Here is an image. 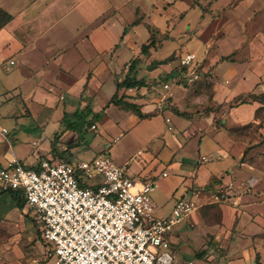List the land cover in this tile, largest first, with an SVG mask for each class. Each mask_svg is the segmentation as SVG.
Instances as JSON below:
<instances>
[{
    "label": "crops",
    "instance_id": "1",
    "mask_svg": "<svg viewBox=\"0 0 264 264\" xmlns=\"http://www.w3.org/2000/svg\"><path fill=\"white\" fill-rule=\"evenodd\" d=\"M255 4L254 0H0V7L14 17L0 31V107L6 103L0 111V123L14 118L16 112L12 105L19 102L27 116L32 117L33 110L38 112L40 123L35 122L42 128L39 150L30 153L17 143L28 134L21 129L10 132L2 127L0 167L19 161L35 170L43 160L56 162L67 155L73 156L83 147V144L76 145L78 133L74 128L87 125L96 115L100 116L98 121L111 119L118 126L129 123L130 128L136 127L137 134L143 138L147 136L141 130L144 123L160 112H166V123L170 125L172 120L168 113H174L188 123L182 131L185 143L167 160L176 168L177 179L176 184L172 181L175 185L172 184L167 192L173 200L170 211L163 212L165 202L162 206L157 205L160 214L168 215L182 198L195 201L199 208L222 202L238 205L234 211L221 204V222L207 231L218 239L232 228L233 223L239 236L237 240L245 239L243 243L247 245L230 249L229 253L239 254L240 258L236 259L215 261L213 257L207 260L181 257L173 249L175 241H171V234L179 241L183 237L186 239L187 223L198 212L196 210L170 234L173 252L178 259L193 260L196 264H257L259 261L254 260L253 253L264 255V155L255 158L254 162L251 160L252 152L248 148L255 144L249 145L244 127L257 126L258 137L261 141L264 139V123L259 117L264 111V57L260 58L263 67H260V75L254 76V81L249 78L254 74L252 64L244 62L241 67L236 62V57L241 56L237 49L248 39L246 30H249V16L255 11ZM240 7L245 11L240 12ZM191 12L197 15V23L185 30L182 38L186 44L205 37L204 53L199 61L197 59L199 66L208 58L209 71L229 67L234 68V72L229 77L219 72H215L217 77H207L209 90H202L204 84L201 82L199 88L194 86L185 90L186 94L177 90L169 95V79L187 88L196 81L187 83L185 79L191 75V70L183 71L180 65L182 47L163 59L155 58V54L164 47L165 41L176 40L172 30L177 25L172 19L180 22L190 17ZM156 13L160 20L153 19ZM168 13L175 18H168ZM216 15L220 17L215 18ZM163 30L166 32L162 33ZM156 33L159 35L157 42ZM151 38L156 47L144 55L142 46L149 44ZM229 54H234V61L230 66H224L222 62H229ZM173 55L174 61L157 64ZM134 61L137 65L131 69ZM204 75L208 76L210 72H204ZM126 77L145 83L144 87H135L133 93L119 92V97L129 95L130 102L141 108L146 116L143 119L125 113L113 104L109 106L118 82ZM180 78L185 79L184 84L180 85ZM109 80L114 90L108 92L110 97L106 101H102L99 96ZM166 83L170 86L167 90L164 89ZM76 118L77 122H71ZM65 121L71 122L74 132L66 131L61 135L60 127ZM21 123L16 121L18 127ZM48 127L51 131L46 135ZM168 129L174 131L172 127ZM52 135L56 137L50 139ZM177 137L174 134L170 138L171 144H175L173 139ZM194 138L198 139V146H202L204 153L199 150L198 157L177 155ZM32 145L38 146L35 142ZM258 149L263 152L264 144ZM141 162V170L134 175L145 180L156 178L152 171L160 162L154 158L148 164ZM124 165L128 167V163ZM162 177L166 178L168 174L163 172ZM253 180L254 186L249 187L248 183ZM215 196L223 199L215 201ZM26 209L21 211L8 191L0 195V221L20 223ZM186 250L182 247V253Z\"/></svg>",
    "mask_w": 264,
    "mask_h": 264
},
{
    "label": "rangeland",
    "instance_id": "2",
    "mask_svg": "<svg viewBox=\"0 0 264 264\" xmlns=\"http://www.w3.org/2000/svg\"><path fill=\"white\" fill-rule=\"evenodd\" d=\"M254 1L256 3V9L254 13L250 14L249 16V21H251V23L249 30H246L248 39L245 45L242 44V46L237 49L238 51H241V56L236 57L238 58L236 62L240 64L241 67L243 66L244 62H250L252 64L253 67L251 70L254 74L252 75V77H249L251 78V81H254V76L257 77L260 75V67H263L260 58L264 57V0ZM244 9V7H240L239 11L243 12L245 11ZM171 13H168L169 15L166 14V16L171 19L175 18V16H173ZM189 16L190 17H186L180 22L179 20L175 21V19H172V23H175V25H177L175 26L176 29L172 30V35L176 37V40L172 42L165 41L164 47L155 54V58L163 59L169 56L172 53L171 51L179 49L181 47L183 49V52L181 53L183 54L193 53L197 56V59L203 55V45L205 42V37H203L202 39L190 40L186 44L183 41L182 33L190 27H195L198 20L197 15L194 12H191ZM155 17L158 18V20L161 19V17L157 13L153 17V19ZM216 17L220 16L216 15L215 18ZM163 32H166V30H163L162 33ZM158 38L159 35L157 34L156 42ZM250 41L252 45L249 46ZM213 48L214 46L212 47V49ZM233 55L234 54H229V62H227V64H225V62H222L224 63V66H230V62L234 61L232 59ZM209 63L210 62L208 58L207 60L202 62L201 68L205 71L200 72V79L196 80L193 85L191 84L189 88L181 85L185 81V79L180 78L179 83L181 86L174 83L172 78L169 79L168 82L171 85V90L168 92L169 95H173L177 90H181L186 94L187 92L185 90H190L194 86L197 89L199 88L201 82H203L201 84H204L201 85L203 87L202 90H209L206 86L207 83L210 82L209 79L207 80V77H214L218 72L222 76L225 75L229 77L230 75H232V72H234V68L229 67H224L225 69H223L222 71L217 69L216 71L215 69H210L209 71ZM204 72L205 74L206 72H210V75H204ZM241 81L243 80L241 79ZM112 85L113 84L111 80H109L107 82V87L104 89L105 91L102 92L99 96L100 100L106 101L107 98L110 97L108 92L114 90ZM5 104H3V107H0V111L5 108ZM12 106L16 112V115L10 121L4 119L0 123V130L2 127H5L10 132L14 131L15 129H21L28 135H25L23 140H19L17 141V143L26 152H37L39 150L38 147L42 142L39 135V132L40 134L42 132V128L38 127V124L35 122L37 121L38 123H40V121L37 119L38 112L33 110L32 117H29L25 114L23 110L24 106L22 103L14 102ZM168 115L172 120V123L170 125L166 123V112H160L158 116H154V118L151 119L150 122L144 123L141 130L143 134H146L147 136L143 138H140V136L137 134L136 127L130 128L129 123H123L118 126L117 124L115 125V123L112 122L111 119L102 122V120L98 121L95 118L91 117V121L89 123L87 122V125L84 126V124H82L83 126L81 125L79 129L74 128V131H77L78 133L76 145L81 146V144H83L81 151L75 153L70 157H68L67 155L65 158L69 159L71 162L80 160L90 161L101 153L107 154L115 164H117L124 170L126 176L131 180L139 183L152 182L156 184L157 188L153 193V199L158 206H162L166 202L165 206L163 207V212L167 213L170 211L173 203V200L169 198L170 195H168L167 192L169 190V187H172V181H174L175 183V179H177L176 168L174 167V165L168 163L167 160L171 156V153L175 152L176 154V151L179 148H182V145L185 143L182 131L183 126L187 125L188 123L187 120L179 118L174 113H168ZM259 117L260 120L264 123V111L259 113ZM18 120H20V123L22 122L19 127L16 125V121ZM71 122H77V118ZM71 122L65 121L63 123V126L60 127L61 132L59 134L66 131L74 132L72 125L70 124ZM50 125L52 126L51 122ZM93 125L97 126V128L93 129ZM169 127H172L174 131H169ZM45 131L47 135L48 133H50L51 127L46 128ZM59 131L60 130L58 129V132ZM258 133L259 128L257 126L252 125L246 129V136L248 137V142L250 143L249 145H256V142H261V139L258 137ZM174 134H176L178 137L176 139H173L175 144H171L170 138H173ZM52 137L50 139H54L56 135L55 137L54 135H52ZM67 138L68 137L65 135L64 139L66 140ZM33 142L37 143L38 146H33ZM198 144L199 141L197 138L192 139L188 142V145L184 146V150L178 152L177 155L181 156L182 154H185L186 157H193L197 155L198 157L200 155L198 154L199 150L200 153H204V151L202 152V146L199 147ZM174 146H176L177 148H175ZM253 146L249 147L248 149L249 152H252L251 160L254 162L255 158L264 155V151L259 152L258 148L260 146ZM139 152L140 154H138ZM153 158L160 162V165L156 167L154 171H152V174L156 175V178L145 180L137 175H134V173H138L141 170L143 166L141 161H147L148 164L149 161ZM125 163H128V167L124 165ZM128 169L131 170L128 171ZM163 172H166L168 174V177L163 178ZM221 193L224 194L225 192L221 190ZM221 204L228 205L229 209L232 208L234 211L238 206L233 204H224L222 202L199 208L198 212L187 223V227L185 230L189 229V233L188 236L186 235V239H184L183 237V239L179 241L178 239H174V235L171 234V241H175V244H173V249L177 254H181L180 256L183 258L191 257L192 259L202 260H207V258L213 257L215 261L228 260L230 258H240L239 254L237 255V253H235V255L231 254L232 252L229 253L230 249L233 247L234 249L242 247L244 245L243 241H245V239H242V241L237 240L239 236L238 233L234 231L235 229L233 228V223L232 228H229V230L225 234H222L218 239H215L216 235H212L211 232L207 231L209 230V228L213 227L214 225L216 226L221 222ZM26 211V215L22 213L23 221H21L20 223L16 221H0V264H55L54 256L50 255V248L46 246L44 242H42V239L38 235L37 226L40 225L38 218L34 216V213H32L30 210L26 209ZM234 211L231 213L232 220ZM234 221L235 218L233 222ZM203 228L206 230L202 231ZM177 236L179 237V234H177ZM246 245L247 243L244 246ZM184 246L187 248L185 252L188 253H182V247ZM200 254H202V256H198ZM263 256L264 255L260 252L253 253L254 260H256V262L259 261L257 264H264ZM233 264H243V262H234Z\"/></svg>",
    "mask_w": 264,
    "mask_h": 264
},
{
    "label": "built area",
    "instance_id": "3",
    "mask_svg": "<svg viewBox=\"0 0 264 264\" xmlns=\"http://www.w3.org/2000/svg\"><path fill=\"white\" fill-rule=\"evenodd\" d=\"M179 60L191 70L187 83L198 80L197 56L182 53ZM156 187L131 180L105 153L90 161L43 160L35 170L19 161L0 167V188L24 191L55 264H196L178 259L169 236L198 204L182 198L162 216L153 199Z\"/></svg>",
    "mask_w": 264,
    "mask_h": 264
},
{
    "label": "trees",
    "instance_id": "4",
    "mask_svg": "<svg viewBox=\"0 0 264 264\" xmlns=\"http://www.w3.org/2000/svg\"><path fill=\"white\" fill-rule=\"evenodd\" d=\"M14 17L9 14L8 12H6L4 9H2L0 7V31L6 26L8 25L11 21H13ZM190 35V34H189ZM151 42L149 44H144L142 46V53L144 55H147L149 50L153 47H156V42L154 40V38H151ZM176 59V57L173 55L170 58H168L167 60L163 61V62H159L157 64L163 65V64H168L172 61H174ZM137 65V62L134 61L131 64V69L134 68ZM183 71H188L189 69L187 67H183L182 68ZM202 71L201 66H199L196 69L197 73H200ZM145 83L140 81V80H136L135 78H130V77H126L123 81L118 82L117 87H116V93L113 96L110 105H115L117 106L121 111H124L125 113H132L137 115L139 118L143 119L146 116L141 112V108L135 104L130 102V96L123 94L121 97H119V92L122 90H128L130 88H135V87H144ZM99 115H96L94 118L95 119H99ZM249 126L244 127V129H247ZM262 144H264V139L257 145L253 146V147H257V146H261ZM63 161L67 162V163H72L69 159L66 158H62ZM9 192L11 194L12 199L15 201L17 207L23 211L27 208V202H26V197H25V193L23 190H3L2 188H0V195L5 193V192ZM37 230H38V235L41 238V230H40V225L37 226ZM42 239V238H41ZM43 242V240H42ZM203 254V253H202ZM202 254L198 255V256H202Z\"/></svg>",
    "mask_w": 264,
    "mask_h": 264
}]
</instances>
